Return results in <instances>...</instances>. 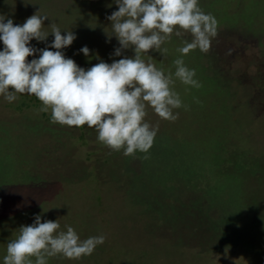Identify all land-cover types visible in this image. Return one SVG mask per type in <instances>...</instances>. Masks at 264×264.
<instances>
[{
	"label": "rangeland",
	"instance_id": "obj_1",
	"mask_svg": "<svg viewBox=\"0 0 264 264\" xmlns=\"http://www.w3.org/2000/svg\"><path fill=\"white\" fill-rule=\"evenodd\" d=\"M199 4L217 19L218 36L209 53L183 58L203 86L176 80L189 110H175V122L148 108L146 120L159 131L147 160L112 152L95 129L51 123L35 96L12 103L0 96V264L7 243L36 215L59 220L62 231L73 227L81 239L106 237L91 256L48 264H264V0ZM118 7L115 0H0V15L16 25L48 15L45 31L52 22L62 35L72 31L77 38L62 51L87 70L135 55L114 54L120 45L107 17ZM230 31L244 36L235 43ZM191 39L173 35L165 56L149 55L174 73L176 49ZM53 41L50 33L30 46ZM85 46L89 56L80 52Z\"/></svg>",
	"mask_w": 264,
	"mask_h": 264
},
{
	"label": "clouds",
	"instance_id": "obj_2",
	"mask_svg": "<svg viewBox=\"0 0 264 264\" xmlns=\"http://www.w3.org/2000/svg\"><path fill=\"white\" fill-rule=\"evenodd\" d=\"M118 11L107 17L112 21V34L119 41L115 50L119 57L125 49H133V57L125 56L111 64L101 61L85 70L62 51L77 38L72 31L61 34L51 23L54 41L49 47L37 49L30 42L46 41L44 21L48 15L34 14L22 25L0 15V96L12 103L18 95L35 96L42 104L39 112L51 113V123L61 126L95 129L98 141L112 152L136 158L137 153L150 158L159 131L147 122L150 107L162 120L175 122V110L185 105L175 90L176 80L199 89L195 69L186 66L184 56L195 50L209 53L218 36V21L205 13L199 0H115ZM189 33L191 41L183 40L176 49L181 55L173 61L175 72L167 73L153 63L150 51L165 56V47L173 35ZM54 48L56 51H51ZM39 52L38 59L28 60ZM90 55L87 46L80 49ZM147 56V59L144 57ZM197 103L199 101L197 100ZM106 241L104 235L81 239L73 227L61 230L58 221L42 222L35 216L31 225L21 226L15 239L7 243L3 264H48L49 258L62 256L80 260L91 256Z\"/></svg>",
	"mask_w": 264,
	"mask_h": 264
},
{
	"label": "flooded vegetation",
	"instance_id": "obj_3",
	"mask_svg": "<svg viewBox=\"0 0 264 264\" xmlns=\"http://www.w3.org/2000/svg\"><path fill=\"white\" fill-rule=\"evenodd\" d=\"M242 36H244V35L241 34V33H239V32H237V31H235V32L230 31V34L227 35V39L230 38V39H232V40L236 43V42H238L241 38H243ZM247 39H248V37L246 38V40H247ZM252 41H254L255 44H258L256 39H253ZM247 45H248V43H247L246 45H244V46H245V49L248 50ZM249 45L251 46L250 42H249ZM244 51H245V50L243 49V52H241V56L244 54ZM248 54H249V53H248ZM245 55H246V53H245ZM235 58H236V57H235ZM244 59H245V61H246L247 63H249L248 60H249V59L252 60L253 58H252V57H245Z\"/></svg>",
	"mask_w": 264,
	"mask_h": 264
},
{
	"label": "trees",
	"instance_id": "obj_4",
	"mask_svg": "<svg viewBox=\"0 0 264 264\" xmlns=\"http://www.w3.org/2000/svg\"><path fill=\"white\" fill-rule=\"evenodd\" d=\"M28 106H30V105H28ZM59 171V170H58ZM62 173H64V176H65V174H66V172H65V169L63 170V169H61L60 170Z\"/></svg>",
	"mask_w": 264,
	"mask_h": 264
}]
</instances>
